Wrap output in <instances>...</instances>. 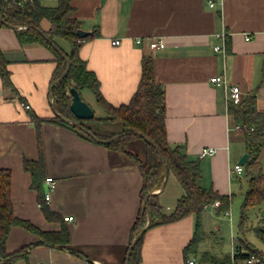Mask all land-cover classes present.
Returning a JSON list of instances; mask_svg holds the SVG:
<instances>
[{
	"label": "crops",
	"instance_id": "obj_1",
	"mask_svg": "<svg viewBox=\"0 0 264 264\" xmlns=\"http://www.w3.org/2000/svg\"><path fill=\"white\" fill-rule=\"evenodd\" d=\"M209 1L70 0L81 28L99 32L82 44L80 55L96 73L104 98L115 106L128 103L141 79L142 57L151 55L155 79L165 89L169 142L200 162L201 186L232 194L233 199L240 194L243 201L248 177L245 172L232 174L231 169L247 152L244 135L228 111L227 89L213 84L210 77L224 74L229 83L239 85L244 98L255 94L257 110L264 111V0H213V6ZM57 2L43 0L47 5ZM41 26L48 29L50 21L42 20ZM16 29L0 25V48L14 86L5 85L0 75V167L12 171L15 214L44 230H59L64 221L71 232V246L82 254L38 244L29 248L27 258L14 264H124L132 243L131 229L141 209L140 169L124 152L88 139L70 126L51 120L38 126L35 116L55 115L51 85L57 58L44 44H22ZM153 40L162 43L151 47ZM57 43L70 49L64 38H57ZM86 89L82 97L95 115L104 116L105 109L90 89L92 97H84ZM145 146L144 139L137 138L128 148L143 157ZM204 147L216 151L201 156ZM41 155L45 177L56 179L48 203L58 220L45 217L39 203L41 193L24 168L25 159L37 160ZM259 162L264 171V147ZM41 189L45 191V179ZM154 191L166 213L174 210L185 193L172 171L165 185ZM211 204L217 210L219 205ZM254 210L259 222V212ZM69 215L73 220H65ZM194 231L193 213L147 229L139 264H187L184 247ZM203 231L205 238L188 259L195 258L197 264H247L225 260L237 250H246L240 239L231 252H223L215 248L204 223ZM244 237L248 240L246 233ZM39 239L24 227L13 226L7 250Z\"/></svg>",
	"mask_w": 264,
	"mask_h": 264
},
{
	"label": "trees",
	"instance_id": "obj_2",
	"mask_svg": "<svg viewBox=\"0 0 264 264\" xmlns=\"http://www.w3.org/2000/svg\"><path fill=\"white\" fill-rule=\"evenodd\" d=\"M0 0V25L11 23L17 25V37L22 44L40 43L48 46L56 54L57 65L52 77V105L56 111L52 117L35 116L37 124L43 120H51L67 125L80 135L105 143L109 148L124 152L135 162L142 175L141 209L131 229V239L146 226L147 229L176 221L185 215H195V231L191 240L184 247V254L197 252L200 242L205 238L202 223V212L211 203L220 201L218 213L227 211L233 200L232 194H221L214 189H208L199 184L201 165L198 160L190 159L180 145H171L166 128V95L163 86L156 81L153 57H142V74L138 88L128 103L115 106L109 103L100 90V82L96 73L89 69L87 61L80 55L82 44L99 34L98 30L85 36H79L77 31L82 27V21L75 16V7L70 0H58L56 5H47L43 0ZM50 21L48 29L41 26L42 20ZM57 38H64L70 44L68 51L57 43ZM57 44L70 58L71 65L66 76L58 81V77L67 67L66 59L55 48ZM264 80V61H263ZM0 75L7 86H12L11 72L8 61L0 48ZM80 92L90 89L105 109L104 116L95 115L90 119L77 118L70 109L71 87ZM255 94L242 97L238 103L228 102V111L234 116L236 122L242 125L246 149L249 159L244 164L245 174L248 177V186L243 193L240 220L238 224L239 239L246 250H237L234 256L228 255L225 259L237 262L255 255L264 260V252L244 236L252 230L264 244V171L259 162V155L264 147V111L257 110ZM64 118L71 120L66 121ZM143 138L145 141V154L129 150V142ZM165 166L172 171L182 184L185 193L178 199L173 211L166 213L158 200L156 188L162 186L165 180ZM45 159L41 155L37 160L25 159L24 168L32 175V186L39 191V203L44 215L49 220H58L59 216L49 207L41 184L45 177ZM12 171L10 168L0 167V264H14L19 259L28 257L29 248L44 244L60 249H69L74 253L81 251L71 246V232L62 221L59 230H44L33 222L17 216L14 212L11 196ZM151 193L146 199L147 195ZM258 210L259 222L249 224V209ZM13 226H22L28 231L36 233L40 239L18 250L8 252L7 240ZM147 231V230H146ZM143 236L133 245L128 264H139L141 261V246ZM129 251V249H128ZM126 263V261H125ZM124 263V264H125Z\"/></svg>",
	"mask_w": 264,
	"mask_h": 264
},
{
	"label": "rangeland",
	"instance_id": "obj_3",
	"mask_svg": "<svg viewBox=\"0 0 264 264\" xmlns=\"http://www.w3.org/2000/svg\"><path fill=\"white\" fill-rule=\"evenodd\" d=\"M84 93L85 98H90L93 95L88 89H86ZM97 115H100V112H97ZM237 192H239V189H237ZM241 204L242 198L239 194L232 200L230 208L225 212L218 213L216 207L213 204L208 205L203 210L201 215L202 222L206 225L209 233L212 235V243L215 242L214 246L216 249H220L223 252L229 253L232 251V247L238 244V220L241 211ZM254 211V208H250L248 212L250 216V225H256L258 223V219L254 216ZM262 213L263 211H261L260 214ZM216 236L219 237V240L216 238ZM246 237L248 240L254 243V245L259 248V250L264 252V244L261 242L260 238L255 232L249 230L246 232ZM215 238L217 242L213 240ZM250 264H264V260L262 262H254Z\"/></svg>",
	"mask_w": 264,
	"mask_h": 264
},
{
	"label": "built area",
	"instance_id": "obj_4",
	"mask_svg": "<svg viewBox=\"0 0 264 264\" xmlns=\"http://www.w3.org/2000/svg\"><path fill=\"white\" fill-rule=\"evenodd\" d=\"M25 1V0H24ZM22 0H18L17 3H21ZM215 2L213 0L209 1V5L213 6ZM138 42L141 41V39H137ZM115 43H120V40H115ZM162 40H153L150 43L151 47H156L157 45L161 44ZM217 50L220 49L219 45H216L215 47ZM210 81L215 84V85H222L224 86L227 91H228V102L232 101L233 103H238L241 98L243 97L242 90L240 89L239 85L235 83H229L226 79V76L224 74H215L212 77H210ZM26 107H30L29 104H25ZM242 125L240 123H237L235 125L236 129H241ZM216 151L215 147H204L201 151V156H206V155H212ZM232 174H244L245 169L244 165L242 164H236L232 169H231ZM56 187V179L53 176H47L45 178V199L47 201L50 200L51 193L54 191ZM215 205H220V201L216 200L214 202ZM65 220L71 221L73 220V216H66ZM246 263H254V262H260L261 259L255 255H251L250 257L244 259ZM38 264H47L44 261L38 262ZM187 264H197V261L195 258H189L187 261Z\"/></svg>",
	"mask_w": 264,
	"mask_h": 264
},
{
	"label": "water",
	"instance_id": "obj_5",
	"mask_svg": "<svg viewBox=\"0 0 264 264\" xmlns=\"http://www.w3.org/2000/svg\"><path fill=\"white\" fill-rule=\"evenodd\" d=\"M2 18L0 17V20ZM7 25L11 26V27H14V28H18L17 25H13L11 23H7ZM78 35L79 36H85L87 34H90L91 32L90 31H87L83 28H80L78 29L77 31ZM54 46L55 48L58 50V52L66 59L67 61V67L65 68V70L61 73V75L58 77V81L62 80L66 74L68 73L69 71V68H70V65H71V61H70V58L66 55V53H64V51L57 45L54 43ZM52 86H53V83L51 85V89H52ZM70 94H71V102H70V109L71 111L73 112V114L79 118V119H90V118H93L95 116V111L94 109L92 108V106L82 97L81 95V92L76 88V87H71L70 90H69ZM55 110V109H54ZM56 113V111H55ZM66 121H69V122H72L71 120L67 119V118H64ZM97 140H100V141H103V142H107L109 141V139L107 140H101V139H97ZM249 159V153L248 152H245L243 153V155L240 157L239 159V164H242L244 165L247 160ZM168 174H169V170L168 168L165 166V180L162 184L161 187H163L165 185V182H166V179L168 177ZM155 192V191H154ZM151 193H149L146 197V199H148L149 195ZM262 215H264V211L262 213ZM149 220L146 224V226H144L142 228V230L133 238L132 240V243L130 245V248H129V251H128V254H127V257H126V263L125 264H128L129 263V258H130V254H131V251L133 249V245L143 236V234L146 232L147 230V227L149 225Z\"/></svg>",
	"mask_w": 264,
	"mask_h": 264
}]
</instances>
